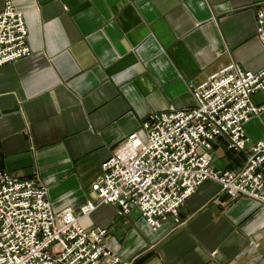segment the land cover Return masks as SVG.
Returning <instances> with one entry per match:
<instances>
[{
    "label": "crops",
    "instance_id": "obj_1",
    "mask_svg": "<svg viewBox=\"0 0 264 264\" xmlns=\"http://www.w3.org/2000/svg\"><path fill=\"white\" fill-rule=\"evenodd\" d=\"M13 1L32 53L0 66V168L42 180L56 210L81 215L98 202L102 163L151 112L193 107V85L231 62L264 67L256 32L264 0ZM252 98L264 104V90ZM245 129L264 140V111ZM246 161L215 142V169ZM117 209L100 203L91 214L132 264H264V204L230 199L215 180L186 200L178 226L153 230L137 206L124 216Z\"/></svg>",
    "mask_w": 264,
    "mask_h": 264
},
{
    "label": "built area",
    "instance_id": "obj_2",
    "mask_svg": "<svg viewBox=\"0 0 264 264\" xmlns=\"http://www.w3.org/2000/svg\"><path fill=\"white\" fill-rule=\"evenodd\" d=\"M257 37L264 44V5L256 10ZM25 14L13 0L0 12V66L32 53ZM196 104L151 112L101 165L81 215L56 210L39 178H20L0 168V264H132L101 226L81 220L100 203L116 204L120 216L137 206L153 230L181 225L180 210L206 181L215 180L230 199L248 196L264 204V140L253 141L245 124L264 111L252 95L264 90V67L231 62L193 85ZM246 152L237 170L212 166L215 142Z\"/></svg>",
    "mask_w": 264,
    "mask_h": 264
},
{
    "label": "rangeland",
    "instance_id": "obj_3",
    "mask_svg": "<svg viewBox=\"0 0 264 264\" xmlns=\"http://www.w3.org/2000/svg\"><path fill=\"white\" fill-rule=\"evenodd\" d=\"M97 213L91 214L90 216L84 217L81 220V223L84 227H92L95 226L97 224Z\"/></svg>",
    "mask_w": 264,
    "mask_h": 264
}]
</instances>
